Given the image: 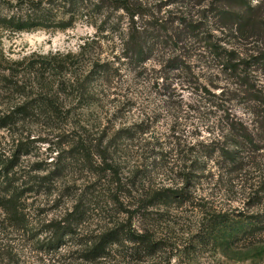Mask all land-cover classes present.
I'll return each mask as SVG.
<instances>
[{
  "label": "rangeland",
  "instance_id": "rangeland-1",
  "mask_svg": "<svg viewBox=\"0 0 264 264\" xmlns=\"http://www.w3.org/2000/svg\"><path fill=\"white\" fill-rule=\"evenodd\" d=\"M259 5H263L259 11L264 9V0L251 1V6ZM93 35L90 23L82 19L66 30L14 32L0 28V49L9 62L35 56H66L76 54L82 43ZM213 36L220 37V31L214 30ZM255 40L226 39L222 42L224 48H233L248 62L245 73L234 75L221 71L220 67L207 68L205 58L199 56L204 54L208 60L212 59L214 54L207 44L206 49L201 47V53L191 59L198 82L214 94L211 103H204L200 92L188 83L185 73L163 68V63L158 66L148 62L146 70L153 68V74L164 79L159 77V86L154 85V78L150 79L148 72L134 76L128 68L121 69L117 83L124 107L119 103L122 100H112L111 96L98 108L95 103L88 110L73 112V118L79 117L81 124L91 126L87 132L51 130L40 125L28 126L16 133L0 130V154L9 159L13 154L17 156L13 173L18 184L26 182L27 187H31L34 176L50 177V184L45 183L37 190V195L22 197L26 226L16 231L0 213V264H264V243L248 244L242 234L226 241L214 239L207 235L206 229L207 221L214 215H226L231 220L240 212L257 211L247 209L244 203L249 197L250 185L260 186L259 175L253 174L243 182L235 176L228 177L229 180L220 179L216 167L209 162L207 166L196 164L201 167L190 182L175 174L176 169L188 166L183 162L188 157L187 143L204 142L217 133L216 125L225 120V114L251 120L264 107V64L257 61L256 53L250 52L257 48ZM214 102L220 103V108H216ZM107 108L121 110L116 118L108 116L113 127L103 133L108 120L101 111ZM142 119L149 125L146 133L141 135L134 130L126 133L127 127ZM119 130H122L120 139L115 138ZM101 139L102 146H109L110 156L120 164L119 189L118 184L113 183L116 181L113 173L103 179L101 172L95 175L78 161L68 159L73 142L82 141L87 146L93 141L89 148L90 156H94L97 149L93 145ZM150 139L153 143L148 144ZM110 141L111 146L108 145ZM256 157L261 167L259 174L264 176V149ZM93 160L98 163L94 157ZM63 168V176L58 177L56 174ZM108 182L119 202L129 205L126 207L129 213H116L118 205L107 202L108 189L104 186ZM165 188L176 190V195L166 201L156 199L155 191ZM80 192L85 200L84 222L78 227L83 237L64 238L61 246L53 249L56 238L46 225L61 217ZM261 199L259 210L264 212V189ZM141 205L147 207L143 209ZM127 218L131 220L132 229L151 236L155 244L153 251L137 253V245L124 244L113 247L107 258L83 260L81 251L92 236Z\"/></svg>",
  "mask_w": 264,
  "mask_h": 264
},
{
  "label": "trees",
  "instance_id": "trees-1",
  "mask_svg": "<svg viewBox=\"0 0 264 264\" xmlns=\"http://www.w3.org/2000/svg\"><path fill=\"white\" fill-rule=\"evenodd\" d=\"M251 1L0 0V28L6 30H66L80 19L90 23L94 30V35L84 41L79 51L72 55L35 56L19 62H9L0 49V130L16 133L28 126L40 125L51 130L87 132L91 126L81 124L79 117L73 118V112L88 110L96 104L95 107L98 108L102 101H108L111 96L112 100L121 101L123 96L117 83L121 69L128 68L134 76L148 72L150 79L154 78V85L159 86L158 79L162 76H156V72L154 75L153 68L147 71L148 62L158 66L163 63V68L169 67L172 71L185 73L189 78L188 83H192L196 92H200L202 96L199 97H202L204 103H211L214 94L201 86L191 64V59L201 53V47L206 49L207 44L214 54L210 60L204 54L199 55L206 59L204 62L207 68L220 67L221 71L236 75L239 72L245 73L248 62L240 58L241 53L233 48H224L222 42L226 39L251 42L255 38L257 48L254 47L250 52L256 53L257 61L264 64V9L259 11L263 5L253 7ZM170 6L174 8L170 9ZM163 10L166 11L163 13ZM214 30L220 31L221 36L215 39ZM119 103L124 107L123 100ZM214 103L216 108H220V103ZM101 107L103 109L104 106ZM120 110L107 108L101 111L108 120L103 133L113 127L108 116L116 118ZM224 119L216 125L217 133L210 135L206 141L191 143L192 145L187 143L185 149L188 157L183 162L188 166L176 169L175 174L182 175L184 181L190 182L195 171L201 167L196 164L203 163L207 166L209 162L216 167L217 177L220 179L224 177L229 180L228 177L235 176L238 181L243 182L253 174L259 175L260 186L254 188L250 185L249 197L244 203L247 209L257 211L247 214L240 212L231 220L226 215H214L207 221L206 229L207 235L214 239L226 241L242 234V239L248 241V244L256 241L264 243V212L259 210L264 176L259 174L261 167L256 157L264 149V107L251 120L227 114ZM148 127L142 119L125 130L126 133L130 130L139 131L142 135ZM121 134L122 130L117 131L115 138L120 139ZM92 142H88L87 146L82 141L73 142L68 159L78 161L83 168L87 167L95 175L101 172L103 179L108 173H113L116 179L113 183L115 186L118 184L119 189V162L110 156L109 146H102V139L93 145L97 152L90 156L92 154L89 147H92ZM151 143L150 139L148 144ZM171 143L181 146L180 143ZM111 144L112 141L108 142V145ZM12 156L9 159L0 154V213L18 231L27 222L22 197L26 194L37 195V190L45 183L50 184V177L34 176L31 187H27L26 182L18 184L13 173L17 156ZM93 157L98 161L97 164ZM65 168L55 174L63 176ZM113 183L111 181L114 186ZM104 187L108 189L105 193V197L108 194L107 202L118 205L116 213H129L126 208L129 205L124 206L119 202L116 192L112 194L109 182ZM155 192V198L162 201L177 193L172 188ZM83 195L80 192L79 197L73 200L61 217L46 225L56 238L53 249L59 248L64 238L83 237V232L78 228L84 222ZM146 207L140 206L143 209ZM130 221L127 218L113 223L92 236L81 251L83 260L91 262L107 258L113 247L124 244L137 245V253L142 250L147 253L153 251L155 244L151 236L136 232L131 228Z\"/></svg>",
  "mask_w": 264,
  "mask_h": 264
}]
</instances>
